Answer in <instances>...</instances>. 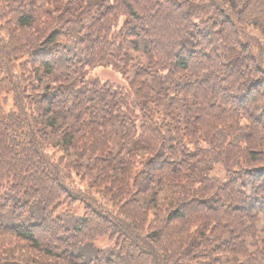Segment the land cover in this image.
<instances>
[{
  "label": "trees",
  "instance_id": "1",
  "mask_svg": "<svg viewBox=\"0 0 264 264\" xmlns=\"http://www.w3.org/2000/svg\"><path fill=\"white\" fill-rule=\"evenodd\" d=\"M17 246L264 264V0H0V264H36Z\"/></svg>",
  "mask_w": 264,
  "mask_h": 264
},
{
  "label": "rangeland",
  "instance_id": "2",
  "mask_svg": "<svg viewBox=\"0 0 264 264\" xmlns=\"http://www.w3.org/2000/svg\"><path fill=\"white\" fill-rule=\"evenodd\" d=\"M100 78L103 81H110V82H117V83H121L122 79H121V75L118 74L117 72H115L112 69L109 68H97L94 73H93V78ZM78 215H83L84 212H78ZM97 246H95L97 249L99 247L100 248H106V247H110L113 245V241H111L108 236H104V237H99L97 238L96 242ZM4 246H7L6 243H3ZM12 253H15L16 255H29L34 261L35 263H43V264H53L54 263V259L45 256L41 253H39L36 250H33L31 248H29L28 250H23V248H21L20 246H17L16 248H14L12 251Z\"/></svg>",
  "mask_w": 264,
  "mask_h": 264
}]
</instances>
